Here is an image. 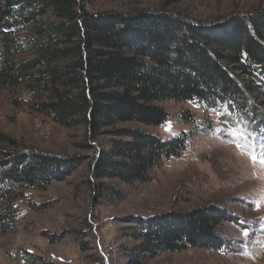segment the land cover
Here are the masks:
<instances>
[{
    "label": "trees",
    "instance_id": "1",
    "mask_svg": "<svg viewBox=\"0 0 264 264\" xmlns=\"http://www.w3.org/2000/svg\"><path fill=\"white\" fill-rule=\"evenodd\" d=\"M89 1L0 0V90L13 102L59 124L80 122L93 138L126 123L162 125L168 114L156 104L166 100L196 102L264 129V113L239 82L243 74L264 85V10L207 24L170 11L90 13L82 9ZM182 120L196 122L190 112ZM117 133L126 142L97 155L96 180L146 181L194 138L190 131L167 139L140 128ZM58 164L0 148V232L15 223L19 193L59 178ZM225 218L214 208L151 218L138 247L144 254L221 249L215 231Z\"/></svg>",
    "mask_w": 264,
    "mask_h": 264
},
{
    "label": "rangeland",
    "instance_id": "2",
    "mask_svg": "<svg viewBox=\"0 0 264 264\" xmlns=\"http://www.w3.org/2000/svg\"><path fill=\"white\" fill-rule=\"evenodd\" d=\"M83 8L90 13L170 11L209 24L263 11L264 0H90ZM239 79L250 89L246 99L264 113V85L243 74ZM11 96L0 90V148L52 158L60 172L59 178L19 193L15 223L0 232V264H264V165L253 162L249 149L238 148L224 131L243 132L247 140H235L247 145L259 143L264 129L247 128L241 119L196 102L166 100L156 104L168 114L162 125L126 123L93 138L84 124H59ZM188 112L194 126L183 123ZM124 128L164 139L190 131L194 138L182 157L153 166L146 181L94 179L97 155L126 142L117 133ZM203 208L225 213L215 231L223 248L161 254L139 249L143 221Z\"/></svg>",
    "mask_w": 264,
    "mask_h": 264
},
{
    "label": "snow or ice",
    "instance_id": "3",
    "mask_svg": "<svg viewBox=\"0 0 264 264\" xmlns=\"http://www.w3.org/2000/svg\"><path fill=\"white\" fill-rule=\"evenodd\" d=\"M224 131H226L229 136H232L234 138V141L237 143L238 148L244 149L245 147H247L249 149L248 155L253 162H258L261 165H264V137L261 138V141L259 143L252 141L247 145H244L241 144L239 140H235V137L237 136L243 137L245 140H247V136H245L243 132H237L235 129H226Z\"/></svg>",
    "mask_w": 264,
    "mask_h": 264
}]
</instances>
